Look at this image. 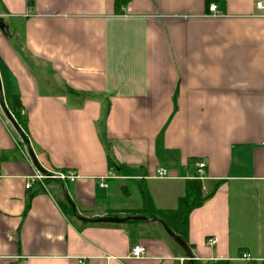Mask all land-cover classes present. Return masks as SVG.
<instances>
[{"label":"crops","instance_id":"obj_1","mask_svg":"<svg viewBox=\"0 0 264 264\" xmlns=\"http://www.w3.org/2000/svg\"><path fill=\"white\" fill-rule=\"evenodd\" d=\"M259 1L0 0L2 98L19 97L42 169L77 175L26 189L38 170L0 109V264H183L160 221L95 219L128 216L141 187L176 208L199 162L209 196L189 214L193 258L264 261Z\"/></svg>","mask_w":264,"mask_h":264},{"label":"trees","instance_id":"obj_2","mask_svg":"<svg viewBox=\"0 0 264 264\" xmlns=\"http://www.w3.org/2000/svg\"><path fill=\"white\" fill-rule=\"evenodd\" d=\"M118 4V3H117ZM5 106L13 119L17 122L19 127L28 135L26 118L21 113L22 104L18 96L10 95L3 98ZM124 165H117L116 168L119 171L130 173V171H124ZM48 179H46L47 181ZM141 206L134 210H126L127 215H142L147 218L157 219L165 226H167L174 234L179 236L189 248H192V244L188 241V218L190 212L201 206L209 195H203V188L200 179L194 178L186 182L185 192L177 200V206L174 209H158L153 204L152 198L144 187L140 188ZM59 206L65 213H71L72 209L68 205L65 199L58 201ZM112 216H116L117 212H111ZM244 249L239 251L238 257L244 253ZM185 264H264V261H258L256 259H249L247 261H235L229 259L219 260H196L191 262L186 260Z\"/></svg>","mask_w":264,"mask_h":264},{"label":"built area","instance_id":"obj_3","mask_svg":"<svg viewBox=\"0 0 264 264\" xmlns=\"http://www.w3.org/2000/svg\"><path fill=\"white\" fill-rule=\"evenodd\" d=\"M256 8L258 9H264V1H259L256 3ZM216 4L215 3H210L208 5V12L210 14H217L216 13ZM21 113L23 114V110H21ZM197 166V171H198V175L195 178H203L204 176V163L203 162H199L196 164ZM107 176H113L112 173H109ZM156 177H165L167 176V171L163 168H160L156 171L155 173ZM1 175H0V181H1ZM77 178V175L71 173V172H66V171H47V173H41L39 171H36L33 175L29 176L28 180L25 183V188L26 189H30L34 184H38L40 188L45 189V183L44 181L46 179H50V180H57L60 182H64V181H70L73 182L75 179ZM105 180H106V176L103 178H100L99 184L100 186H105ZM216 242V239L214 237H210L207 239V243L208 244H213ZM146 250L145 247L142 245H134L129 249V253L128 255L130 257H141L145 254ZM239 260L242 261H247L249 259H252L250 257V255L246 252H244L240 257H238ZM183 261V264H185L186 260H188L187 258H183L181 259ZM79 263L83 264V261H79Z\"/></svg>","mask_w":264,"mask_h":264},{"label":"water","instance_id":"obj_4","mask_svg":"<svg viewBox=\"0 0 264 264\" xmlns=\"http://www.w3.org/2000/svg\"><path fill=\"white\" fill-rule=\"evenodd\" d=\"M0 29L1 30L4 29L3 25L1 24V21H0ZM0 108L3 111V113L5 114V116L7 117V119L9 120V122L11 123L12 127L14 128V130L16 131L18 136L26 144L27 153H28L31 161L33 162L34 166L36 167V169L41 173H44V174L47 173V171L43 170L42 167L39 165V163L35 157V154L33 153L32 149L29 145V139L27 138L25 133L22 131V129L19 127L17 122L13 119L11 114L8 112V110L5 106V103L3 101V98H2L1 86H0ZM64 198H65L66 202L68 203V205L71 207L72 212L76 215L75 206H74L73 202L70 200V198L68 197L67 193H64ZM95 220L100 221V222L122 223V222H125L127 220H147V217L142 216V215H128L125 217L103 216V217H99ZM154 220H157V219H154ZM162 225H163L165 231L167 232V234L184 250V252L187 256V259L191 262L194 258H193V254H192L190 248L188 247V245L179 236L174 234L167 226H165L163 223H162Z\"/></svg>","mask_w":264,"mask_h":264},{"label":"rangeland","instance_id":"obj_5","mask_svg":"<svg viewBox=\"0 0 264 264\" xmlns=\"http://www.w3.org/2000/svg\"><path fill=\"white\" fill-rule=\"evenodd\" d=\"M1 109V108H0ZM2 111V110H1ZM11 124V123H10ZM11 127H12V125H11ZM13 128V127H12ZM13 130H14V128H13ZM14 132L16 133V131L14 130ZM16 135H18L17 133H16ZM235 261H242V260H239V259H237V260H235Z\"/></svg>","mask_w":264,"mask_h":264}]
</instances>
